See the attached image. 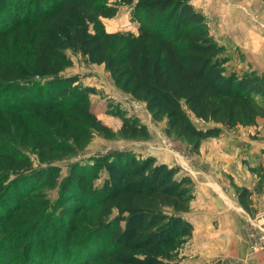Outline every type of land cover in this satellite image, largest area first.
Here are the masks:
<instances>
[{"label":"trees","instance_id":"1","mask_svg":"<svg viewBox=\"0 0 264 264\" xmlns=\"http://www.w3.org/2000/svg\"><path fill=\"white\" fill-rule=\"evenodd\" d=\"M115 1L0 0V227L26 205L23 197L31 190L55 187L60 178L59 169L34 168L30 158L7 141V136L14 139L5 131L9 115L83 108L93 118L94 130L115 136L84 105L85 93L92 91L82 90L79 79L63 75L72 65L66 50L104 64L117 87L143 103L156 121H166V135L184 140L194 153L224 129L256 127L264 118V79L255 73L240 77L227 68L225 48L212 37L194 0ZM124 7L140 24L138 34L107 33L101 20L116 18ZM25 73L43 81L33 82ZM123 122L126 138H150L149 129L137 120ZM79 134L88 140L86 132ZM68 149L60 143L55 148L65 153ZM88 163L84 169L73 166L61 185V198L85 210L98 208L96 224L59 230L43 218L38 229L14 234L13 248L4 240L0 264L17 252L18 264H191L177 259L194 232L187 214L195 184L181 167L130 150L98 154ZM101 172L106 178L97 190L93 183ZM236 193L241 207L252 214L250 191L237 187ZM3 201L7 204L1 207ZM45 226L57 237V254L47 263L49 243L35 245L41 240L37 232ZM59 242L67 251L58 249Z\"/></svg>","mask_w":264,"mask_h":264},{"label":"rangeland","instance_id":"2","mask_svg":"<svg viewBox=\"0 0 264 264\" xmlns=\"http://www.w3.org/2000/svg\"><path fill=\"white\" fill-rule=\"evenodd\" d=\"M113 2L116 1L113 0ZM101 23L105 31L110 34L118 32L138 34L140 27V24L133 19L129 8L125 7L120 8L116 18L112 20H101ZM207 26L209 28L208 20ZM58 38L61 41L65 40L61 35ZM66 53L72 60V65L65 70L63 75L68 78L79 79L82 90L92 91L93 94L85 93L84 105L89 108L97 120L110 128L115 136L113 138H107L94 130L92 128L93 118L87 115L83 108L66 109L64 112H53L52 115H48V112L39 111H25L18 116L9 115L8 118L11 123L10 126L5 128V131L7 133L10 131L14 139H10L7 136V141L12 143V146L20 153L30 158L34 168L54 166L59 169L60 178L55 187H51L49 184H46V186H37L36 191L31 190L33 193L30 196L23 197L26 205L18 208L17 212L12 213L13 216L8 221L7 226L0 227L1 249L4 240L8 242L7 247L13 248L10 240H14V234L23 233L29 229H38L40 227L39 222L43 218L44 220L55 223L59 230L64 225L84 228L93 227L96 224L98 208L85 210L78 203H72L71 200H62L61 198V185L69 178L73 166L84 169L87 165H90L88 161L93 156L115 150H130L141 157L166 153L168 157L173 159L175 166L180 167V165H183L187 167L190 164L189 162H191V157L200 153V151L197 153L192 152V148L184 140L174 136H167L166 121H156L147 111L143 103L132 98L130 94L123 92L117 87L104 64L94 63L89 57L81 53H74L71 50H66ZM224 57L228 59V63L226 64L227 68L235 71L238 76L241 77L246 74L255 73L264 79L261 74L254 71L252 67L247 66L241 59L230 58L226 48ZM25 74L31 77L32 73ZM42 78V76L31 77L33 82L43 81ZM21 85L23 86V83ZM124 118L135 119L141 125L146 126L150 131V138L148 140L141 137L135 139L126 138V136L121 134L124 127ZM193 120L198 125L200 124L194 118ZM42 125H46L49 128H43ZM199 126L204 127L205 125L201 123ZM77 131L78 133H76ZM227 131L232 132L239 141H243L241 143L243 146L240 148L241 155H248L246 163L258 169L257 175L251 174L254 181L257 182L259 180L256 184V190L254 192L249 190L252 194V201L254 195L258 196L259 190L264 187V118L258 121L256 128L237 126L230 130L224 129L221 136L217 138V140H221L220 142L213 144L215 141H205L201 147H208V153L216 149L220 154L219 147L224 142L223 139H226L225 133ZM83 132L89 135L86 142L83 138H78V135H81L79 133ZM51 142H54L53 146H51ZM58 143L69 147V153L55 150L56 144ZM212 144L213 146H211ZM82 145L83 147H81ZM161 156L156 157L160 163H162L159 159ZM105 178L106 173L101 172L98 179L93 183L95 189L100 190L102 188ZM230 181L235 191H237V186L234 185V179ZM240 188L247 189L245 187ZM5 204L7 202H1V207ZM52 232L51 227L45 226L37 232L40 233L36 237L38 241L41 239L39 244L35 243L33 238L30 239L31 243H35L39 247H43V242L49 243L50 254L48 256L44 255L45 263L57 254V248L55 250L57 237L52 236ZM81 239L82 235L79 239L73 238L72 242L74 244L75 240L80 241ZM190 241L191 239L180 247V252L177 257L178 261L186 262L190 260L188 253ZM71 246L72 244H68V248ZM65 247L66 245L63 244L62 246L61 242H59L58 249H66ZM77 248L78 246H75L73 251ZM17 253L19 254L9 255L8 260L3 263L18 264L21 259V253ZM74 263L77 262H73L72 264Z\"/></svg>","mask_w":264,"mask_h":264},{"label":"crops","instance_id":"3","mask_svg":"<svg viewBox=\"0 0 264 264\" xmlns=\"http://www.w3.org/2000/svg\"><path fill=\"white\" fill-rule=\"evenodd\" d=\"M193 6L206 17L212 37L230 58L241 59L264 77V0H195ZM225 135L220 154L216 149L208 153L203 146L199 154H192L187 167L180 165L195 184V200L187 214L194 232L186 262L264 264V251L251 249L264 236V187L252 198L250 215L239 204L230 180L254 192L259 180L254 181L251 174L257 175L253 170L258 169L246 163L248 155H241L243 141L232 132ZM159 155L162 163L175 166L166 153L151 156Z\"/></svg>","mask_w":264,"mask_h":264},{"label":"built area","instance_id":"4","mask_svg":"<svg viewBox=\"0 0 264 264\" xmlns=\"http://www.w3.org/2000/svg\"><path fill=\"white\" fill-rule=\"evenodd\" d=\"M251 249L254 252L264 251V236L254 241L251 244Z\"/></svg>","mask_w":264,"mask_h":264}]
</instances>
